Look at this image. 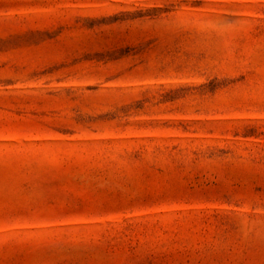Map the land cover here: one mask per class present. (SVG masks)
Here are the masks:
<instances>
[{
	"label": "rangeland",
	"instance_id": "374dc122",
	"mask_svg": "<svg viewBox=\"0 0 264 264\" xmlns=\"http://www.w3.org/2000/svg\"><path fill=\"white\" fill-rule=\"evenodd\" d=\"M0 264H264V0H0Z\"/></svg>",
	"mask_w": 264,
	"mask_h": 264
}]
</instances>
